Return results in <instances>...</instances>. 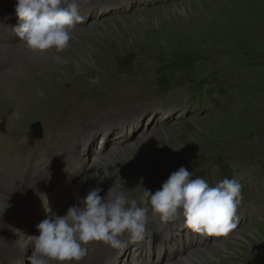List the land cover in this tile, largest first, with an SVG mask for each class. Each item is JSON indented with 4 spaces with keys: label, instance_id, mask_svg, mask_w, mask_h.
Instances as JSON below:
<instances>
[{
    "label": "rangeland",
    "instance_id": "374dc122",
    "mask_svg": "<svg viewBox=\"0 0 264 264\" xmlns=\"http://www.w3.org/2000/svg\"><path fill=\"white\" fill-rule=\"evenodd\" d=\"M104 15L75 26L72 46L58 52L63 58L67 55L65 63L56 68L47 64L45 70L32 68L23 58L13 66H25L29 75L17 82H0L1 184L20 188L36 154L46 158L53 153L57 161L63 156V162L70 138L73 143L77 139L73 158H81L86 149L84 166H93L96 157L101 159L120 144L125 157L109 167L106 176L111 187L140 206L149 207L142 203L145 190L155 192L181 166L210 186L225 178L236 179L255 198L252 202L248 193L243 194L245 202H240L238 210L245 211L246 219L231 234L220 240V236L200 237L189 229L173 230L163 243L155 234L141 248H148L143 253L149 250L146 256L150 257L161 249L174 255L161 261L167 263L187 255L186 247L180 245L190 238L198 245H209L215 238L223 244L228 240V251L207 264H264V0H170ZM13 66L5 71L14 70ZM155 104L174 113L167 119L158 114L151 117ZM119 109L140 115L118 127L117 121L106 129L101 124L89 129L95 116L115 115ZM38 122L40 140L33 138L31 130ZM85 125L91 126L84 130ZM132 127L128 141L116 143L117 135ZM133 143L139 149L129 151ZM100 144L105 147L101 149ZM74 170L77 178L72 184L85 173ZM108 189L100 195L105 196ZM30 195L27 191L8 200L18 204ZM250 206L254 212L248 214ZM23 214L27 219L24 207ZM151 214L148 221L156 224L158 218ZM233 234L237 237L230 241ZM100 243L88 245V261L81 264H92L94 248H100ZM32 247L22 242L13 251L26 259L23 264H30ZM132 247L139 248L129 243L108 255L112 248H103V264H111L112 256L130 257L128 264H145L136 260ZM5 249L0 246L3 261Z\"/></svg>",
    "mask_w": 264,
    "mask_h": 264
},
{
    "label": "clouds",
    "instance_id": "9594fccd",
    "mask_svg": "<svg viewBox=\"0 0 264 264\" xmlns=\"http://www.w3.org/2000/svg\"><path fill=\"white\" fill-rule=\"evenodd\" d=\"M89 0H16L18 23L11 27L32 51L68 47L71 32L83 20L81 7ZM100 176L93 172L92 178ZM181 166L169 175L155 192L144 191L142 203L129 201L113 185L105 196L99 187L92 188L78 204L58 215L47 207L45 194L37 192L45 204L46 218L36 225L38 235L32 241L30 264H81L88 245L102 242L112 249H122L128 242L142 238L148 213L167 222L177 218L192 233L205 236H227L234 228L236 213L242 200V185L225 178L210 186L203 177ZM88 176L82 178L86 182ZM101 181L103 180L100 177ZM127 236L125 241L122 237Z\"/></svg>",
    "mask_w": 264,
    "mask_h": 264
},
{
    "label": "bare ground",
    "instance_id": "6f19581e",
    "mask_svg": "<svg viewBox=\"0 0 264 264\" xmlns=\"http://www.w3.org/2000/svg\"><path fill=\"white\" fill-rule=\"evenodd\" d=\"M128 2H129V0H126V3H128ZM105 6H109V5L107 4ZM104 26H106V25L104 24ZM73 33L74 32L72 31L71 32V39L74 40L76 38V35ZM82 36L85 37V34ZM71 39H70L69 44H68L69 46H72L71 43L73 42V40L71 41ZM15 43L16 44H14V45L9 44V43H1L0 44V61L3 60L4 58H11L12 59L11 63L15 60V62L20 65V62L23 60V58H25L27 63H30L33 66L32 68H34V67H37L39 69L44 68L45 70L47 69V68H45L47 66V64L52 65L53 67L56 68L57 66H60V64L65 63L64 58L67 55H64L65 57L63 58L62 56L59 55L58 52H56L55 49L43 51V52L32 51L26 47V45L24 44L23 41L18 40ZM77 45H74V47ZM69 52L70 51L68 49L67 54ZM13 67H14V70H12V71H7V70L5 71L3 69L0 70V82H6V83L7 82L8 83L17 82L18 80H21V78L25 77V75H27L29 73V70H26L25 66L24 67L20 66L18 68L15 66H13ZM49 70H53V69L49 68ZM152 109H153L152 111L156 112L158 110L157 105L155 104V107H153ZM134 110H136V109H134ZM172 113H174L172 110H168V111H165L163 113V115L170 116V114H172ZM101 115H103V114H101ZM129 115H131V116H129ZM139 115H140V112L135 114V112H131L130 110H128V112H127V111H120V109H119L118 113L115 115H111V116L106 115L103 117L95 116L94 117L95 122L93 124L94 125L101 124L102 127L104 129H106V127H110L109 125L113 126L118 121V125H117V127H118L119 123L121 124L122 121H125L124 124H126L128 120H136ZM107 116L114 118V120H110L109 118H107ZM130 117H132V118H130ZM129 125H131V124H129ZM90 126L91 125H87V126L85 125V128H88ZM93 127L94 126H92L89 129L92 131ZM70 128H71V125H70ZM80 129H81L80 127L75 128V130H79L78 132L81 133ZM69 131H71V129ZM82 134H81V136H82ZM73 138L75 139L74 136H73ZM153 140H155V139H153ZM66 141L67 142H66V145L64 148V154L66 152V156H65L63 162H62L63 156L61 157V164L60 165H63V167H65L66 158L70 153H72V156L68 158L67 163L72 161V160H75L74 168H76L77 174H80L81 172H85V173H83V176H81L80 179L77 180V182H75L74 184H72V183L77 178V176L75 178H74V176H72V178L68 184L61 183L57 186L56 195H55V202H54L55 204L57 202V208L54 209L53 211L56 212L58 215L65 214L67 209L70 206L78 204L79 200L84 198L87 195L88 191L91 190L92 188L99 187L101 189V191H103L106 187L111 188V186L109 185L110 180L106 176L107 169H109V167H111V166L118 165V163L121 162V159H123L125 157V154H122V151H121L122 146H120V144H119L115 148L114 151H106L104 153V155H102L101 159L96 157V159L93 161V166H88L87 164H86V166H84V161L86 158V149L84 150L83 156L81 158L78 156L76 158H73V156L75 157V151H74L75 147L74 146H75L77 139L74 140V143H73V139H71V138L69 140H66ZM115 141H116V143H120V142L125 143L126 141H128V139H127V136L122 137V138L117 137L115 139ZM140 142H142V141H140ZM71 145L73 146V149L71 150L69 148L71 150L70 151L68 149V146H71ZM100 146H101V149L105 147L104 144L103 145L100 144ZM139 146H140L139 144L133 143V145L131 144L129 146L128 150L131 151L133 149H139ZM83 147H81L82 150H83ZM60 165L56 161V156L52 157L49 160L48 158H45L44 155L40 156V155L36 154V156L31 161L29 174L25 176L26 181H25L23 190L28 188V189H31L32 192L40 191V189L44 186V184L50 183V179L56 177V175L58 174V168ZM93 172L100 173V176L92 178L91 174ZM42 176H44L46 178L43 179ZM85 176H88L89 178L86 180V182H82V178ZM100 177L103 178L102 181H101ZM73 178H74V180H72ZM115 190H117V189L115 188ZM63 193H64V195H63ZM42 220L43 219H40L38 221H33V220L29 221V220L25 219L23 212L16 210L14 204L8 200L7 196L5 197L3 195H0V244H2L0 246H2L3 249L6 248L5 249L6 255L5 256L9 255L6 258L4 263H3L2 259H0V264H23V262L26 261V259L21 257L19 253H14L13 250L18 248L22 242H27L28 244L32 243L29 236L39 234L36 230V225L38 223H40ZM157 224H160V226ZM171 224H172L171 227H168L166 222L159 221V218H158L156 224L155 223H153V224L149 223L146 225L144 234H143L141 239H139L135 242H128L127 244L132 243V244L139 246V247L145 244V246H146L147 243H151V240L154 239L155 234H156V237H158V239L160 241L163 238L164 239L167 238L169 235V232L170 233L173 232L174 227L176 225H179L181 227L184 226L183 220H181V221L179 220L177 222H172ZM192 237L194 239V236H192ZM236 237H237V235H234V234L231 235L230 241H231V239H234ZM122 239L127 241L128 237L124 236V237H122ZM206 239H209V237H206ZM216 239H217V236H216ZM190 240L191 241L187 242L188 244L186 243L187 245L183 244V243L180 245V247H183V248H184V246L186 247V251H187L186 254L187 255L184 256L183 258H178V256H177V258L176 257L171 258L170 260L172 262L171 261L170 262L168 261L167 263L161 262L164 258L174 257V255L163 253L162 249L159 250L157 253L151 252L152 256L150 257V256H146V254L149 253V250L147 253L146 252L143 253V250L147 251L148 248L142 247L141 249L134 251V257L138 256V258H136V260H138V261L142 260L141 262H143V260H144L145 264H207L208 261L216 260L217 254L221 253L222 251H224V252L228 251L226 249V246H225V244L228 240L223 244L222 242L216 241L215 238H212L211 244L209 243V245H205V244L198 245L196 243V241L192 240V238H190ZM174 242L176 244H178L180 241L176 237H174ZM206 242H207V240H206ZM100 245H101L100 248H98V247L94 248V254H96V255H93L92 264H103L102 258L100 257L102 254V250H103V248L104 249L110 248L108 245H105L102 242L99 244V246ZM114 250L115 249L107 250V255L109 252H111V254H112V252ZM130 251H133V247L131 248ZM154 251H156V249ZM120 253L121 252L119 250V252L117 254H120ZM125 254H126V251H124V255ZM19 257L22 258L24 261L21 262V259ZM122 258H123V256H120L117 258H114V256H112V258H111L112 263L111 264H126V263L128 264V263H130V257L125 258L124 260H122ZM87 259L88 258L85 257L81 262H83V261L87 262L88 261ZM107 260H108V258H107ZM135 263H138V262H135Z\"/></svg>",
    "mask_w": 264,
    "mask_h": 264
},
{
    "label": "water",
    "instance_id": "95a60500",
    "mask_svg": "<svg viewBox=\"0 0 264 264\" xmlns=\"http://www.w3.org/2000/svg\"><path fill=\"white\" fill-rule=\"evenodd\" d=\"M31 130L33 131V133L36 135L37 138H40V129L38 125H35L31 128Z\"/></svg>",
    "mask_w": 264,
    "mask_h": 264
},
{
    "label": "trees",
    "instance_id": "16d2710c",
    "mask_svg": "<svg viewBox=\"0 0 264 264\" xmlns=\"http://www.w3.org/2000/svg\"><path fill=\"white\" fill-rule=\"evenodd\" d=\"M181 65V64H180ZM182 67L184 68L183 64H182Z\"/></svg>",
    "mask_w": 264,
    "mask_h": 264
}]
</instances>
